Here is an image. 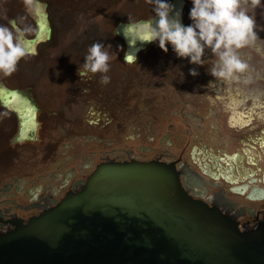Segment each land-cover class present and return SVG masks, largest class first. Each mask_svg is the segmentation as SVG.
Returning a JSON list of instances; mask_svg holds the SVG:
<instances>
[{
    "label": "flooded vegetation",
    "instance_id": "flooded-vegetation-1",
    "mask_svg": "<svg viewBox=\"0 0 264 264\" xmlns=\"http://www.w3.org/2000/svg\"><path fill=\"white\" fill-rule=\"evenodd\" d=\"M189 1L171 0L175 8L184 2L179 11L188 25ZM44 5L42 18H32L34 37L26 38L34 55L1 80L0 89L27 101L35 118L34 125L26 122L12 97L7 104L0 98V232L80 193L110 162L170 165L194 200L236 218L241 230L257 226L264 218V115L255 105L246 107L225 126L229 115L214 114V93L225 80L209 71L216 62L211 50L202 66L178 57L170 44L165 53L158 41L143 42L138 34V22L147 19L134 23L111 3L95 4L90 17L73 4ZM65 9L70 12L63 19L65 13L56 11ZM263 9L255 10L262 40ZM96 41L113 57L107 85L100 83L101 74L83 68ZM239 51L253 74L264 58V42ZM193 68L197 76L190 74ZM79 69L86 74L79 76Z\"/></svg>",
    "mask_w": 264,
    "mask_h": 264
},
{
    "label": "water",
    "instance_id": "water-1",
    "mask_svg": "<svg viewBox=\"0 0 264 264\" xmlns=\"http://www.w3.org/2000/svg\"><path fill=\"white\" fill-rule=\"evenodd\" d=\"M0 264H264V218L194 200L170 165L111 162L86 187L0 232Z\"/></svg>",
    "mask_w": 264,
    "mask_h": 264
},
{
    "label": "clouds",
    "instance_id": "clouds-1",
    "mask_svg": "<svg viewBox=\"0 0 264 264\" xmlns=\"http://www.w3.org/2000/svg\"><path fill=\"white\" fill-rule=\"evenodd\" d=\"M30 6L33 0H24ZM155 13L149 20L138 22L137 31L143 42H157L167 53L172 46L180 58L189 59L195 65H204L206 49H210L215 64L209 69L216 79L239 80L238 74L244 73L249 64L240 56L241 49L256 46L260 39L256 31L255 10L264 8L262 0H192L190 25L181 22V13L171 15L175 6L169 0H145ZM11 27L0 24V73L11 76L18 71L19 62L34 55L29 50L26 34L30 29H21L10 22ZM126 29V27H125ZM126 35V34H125ZM110 46V45H109ZM107 47L99 41L88 48L83 68L92 74H101L100 83L107 85L111 77L110 61L113 57ZM259 50V49H258ZM128 54L125 62H130ZM80 69L78 75H85ZM190 74L197 76L195 68Z\"/></svg>",
    "mask_w": 264,
    "mask_h": 264
},
{
    "label": "rangeland",
    "instance_id": "rangeland-1",
    "mask_svg": "<svg viewBox=\"0 0 264 264\" xmlns=\"http://www.w3.org/2000/svg\"><path fill=\"white\" fill-rule=\"evenodd\" d=\"M45 1L49 3H57L58 6L73 4L76 12L86 17H90L93 6L99 2L111 3L117 7H121L123 17L126 19L133 18L132 21L134 23L138 22L140 19L149 20L153 15H155L152 11V6L146 3L145 0H33V3L30 6H26L24 0H0V24L8 25L9 21V23L13 22L18 26V23H20L19 25L21 29L31 30L26 34V38L34 37L32 18H34V20L42 18L41 15L45 14L44 8L47 7V5H44ZM183 1L186 3L188 0ZM169 2L172 3L171 0H169ZM190 2H192V0H190L188 4ZM183 6L184 2H182L181 5L178 4L171 15L174 16L177 9V12H180L179 10L181 9L183 11ZM190 7H193L192 3ZM18 12L22 14L23 19L20 20ZM56 12L65 13L62 18L66 19V14L69 13L70 10H57ZM103 13V17L106 20L113 19V14L110 10H104ZM188 16H190L189 13ZM11 18L12 20H10ZM181 18L184 20L183 24L188 25L187 20L184 19L182 15ZM30 58L31 57L28 56L21 61L28 62L31 60ZM253 74H257V76H254ZM253 74H251L248 70L244 73L238 74L240 76L239 80H225V86L220 84L219 86L221 87L218 86V90L214 93V97L217 100L215 102L217 104V108L214 110L215 113L210 110L208 114L213 115L214 113L229 115V118H227L223 123L225 126H229L232 123V118L234 117L233 115H236L237 110H245L246 107L255 105L258 107V114L264 115V58L257 62L256 70ZM2 78L3 73H0V88L2 87ZM12 102H14L13 99L11 100V103ZM260 124L264 125V121H261Z\"/></svg>",
    "mask_w": 264,
    "mask_h": 264
},
{
    "label": "snow or ice",
    "instance_id": "snow-or-ice-1",
    "mask_svg": "<svg viewBox=\"0 0 264 264\" xmlns=\"http://www.w3.org/2000/svg\"><path fill=\"white\" fill-rule=\"evenodd\" d=\"M43 28V24L41 25ZM30 51H34V49L29 48ZM129 61L133 59V57H128ZM9 97H12L15 100V103L17 104V110L21 111L24 115V119L26 122L31 121L34 125V113L35 109L32 108L30 105H28L27 101H24L22 99L18 98V94L16 92H10L6 89H0V98H3L5 100V103H9Z\"/></svg>",
    "mask_w": 264,
    "mask_h": 264
}]
</instances>
